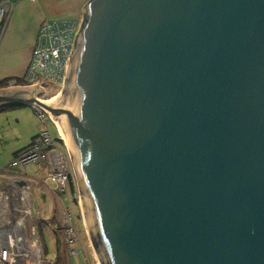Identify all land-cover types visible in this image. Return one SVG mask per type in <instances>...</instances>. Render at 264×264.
Wrapping results in <instances>:
<instances>
[{
    "label": "water",
    "instance_id": "1",
    "mask_svg": "<svg viewBox=\"0 0 264 264\" xmlns=\"http://www.w3.org/2000/svg\"><path fill=\"white\" fill-rule=\"evenodd\" d=\"M61 91L100 264H264V0H88Z\"/></svg>",
    "mask_w": 264,
    "mask_h": 264
},
{
    "label": "built area",
    "instance_id": "2",
    "mask_svg": "<svg viewBox=\"0 0 264 264\" xmlns=\"http://www.w3.org/2000/svg\"><path fill=\"white\" fill-rule=\"evenodd\" d=\"M11 6L10 0H0V34ZM81 23L82 21L77 22L73 19L44 20L41 23L26 68L19 78L21 86L37 83L44 89L46 82H61L64 79L73 39L79 32ZM7 83V86H10L14 85L15 81ZM31 106L37 108L34 104ZM38 117L45 122L42 114ZM58 138V133L53 137L50 130L42 128L26 147L16 152L0 167V264H56L53 259V261L41 259L43 249L36 236L31 200L37 179L22 173L21 167L35 164L47 168V173L39 184L49 181L53 187L49 190L53 195L58 197L63 194L65 205L61 226L63 244L66 241L71 243L75 238L76 233L72 224L74 215L64 193L69 171L66 167V158L62 157V151L57 147ZM65 245L68 255L77 254L73 245L67 243Z\"/></svg>",
    "mask_w": 264,
    "mask_h": 264
},
{
    "label": "rangeland",
    "instance_id": "3",
    "mask_svg": "<svg viewBox=\"0 0 264 264\" xmlns=\"http://www.w3.org/2000/svg\"><path fill=\"white\" fill-rule=\"evenodd\" d=\"M10 80H16L17 82L19 81V79H8V81ZM7 84L6 85L4 84V86H1L0 88L6 87ZM63 85L64 84L59 85L56 82L48 81L46 82L44 92H41V94H37L35 96L39 100H48L49 98L55 96L58 92H60ZM32 109L33 108L31 107H10V108H6L0 111V167L6 164V162L11 158V150L13 149L14 145L16 146L26 145L27 142L30 140V136L34 134L35 131H37L39 127V123H38L39 120L37 119ZM47 114L49 116L48 117L49 119L46 118V120L49 122L47 129L50 130L51 134L54 137L57 135L56 129L53 126V125H56L54 123L55 120L52 118V116L48 112ZM59 135L60 137L62 136L61 133ZM61 139H62L60 141L61 143H58L57 141L56 144H57V147L62 151V155H63L62 157L63 158L66 157V167H67V170L69 171V175H68V181L66 184L67 192L64 191V193L67 196V204L71 208V213L74 215L75 225L74 223L72 224H73L74 231L76 233L74 240L71 241V243L66 241V243L67 245H73L74 249L77 251V254L74 253V254L68 255V252H67L68 249L67 247H65L66 243L64 242L63 244L64 240L58 241V237L54 234L55 232H53V229L57 228L55 231L58 232L57 234L59 236H62L61 226H62L64 214H65V205H64V202L62 201L63 194L58 195V197H56L50 191H48L47 188H49L50 190H52L53 188L49 181L45 183L43 182L44 184L43 186L39 184L43 180V177L40 175H37L36 173L37 165L34 164V165H28L25 167H21L22 168L21 170L23 173L30 175L34 178L36 177L37 179L35 183L36 185L33 187V190H32L31 200L33 203L32 208H33L34 215L36 212L40 214L39 216H34V226L36 229L37 239L39 242H41V245L43 247V255L41 259L42 260L44 259L52 260L53 259L54 261H57L56 264H78L77 260L80 257L81 258V261H79L80 264H85V263L86 264H100L101 261H100L99 254L96 253V248L93 246L92 241L88 239L86 235V229L84 228L86 225L85 218L83 215L79 195L76 189V185H75V181H74V177L72 173V169H71L68 155L66 152V146L64 145L65 142L63 140V137H61ZM44 169L47 170L46 167H44ZM70 173H71V176H70ZM44 175H46V171ZM69 182L72 184V191H73L72 193L69 191V188H68ZM53 197L58 200V204H59V208H56L55 212L54 211L52 212L54 208L53 200H55ZM59 209H60V212H59ZM74 210H76L77 213H75ZM49 222H52V224H50L49 227H47ZM79 222L81 223V226ZM46 227L48 229H46ZM56 242L58 244V250L56 248ZM84 246H85V249L83 250L82 247ZM81 252H83L84 258L81 255ZM75 255H78V256L80 255V256L77 257Z\"/></svg>",
    "mask_w": 264,
    "mask_h": 264
},
{
    "label": "crops",
    "instance_id": "4",
    "mask_svg": "<svg viewBox=\"0 0 264 264\" xmlns=\"http://www.w3.org/2000/svg\"><path fill=\"white\" fill-rule=\"evenodd\" d=\"M87 1L88 0H10V2H12V6L6 16L4 29L0 34V80L19 79L22 77L30 57L31 48L34 43L37 30L44 20L73 19L77 22H83L84 17L81 9ZM10 107L30 106L5 105L0 106V111ZM32 110L39 120V127L37 131L30 136V140L26 145L13 146V149L11 150V157L14 152L26 147L30 143L32 137L35 136L42 128H48L49 122L45 124V122L41 121L38 117L40 114L39 109H36V111L34 109ZM36 171L37 175L42 177L45 176V169L42 166L40 167L37 165ZM54 199V208L52 212H55L56 208H59L58 200L56 198ZM62 201L64 202V200ZM74 211L77 213L76 210ZM39 215L40 214L36 212L34 216ZM50 224H52V222H49L47 227H49ZM79 224L81 226L80 222ZM47 227L46 229H48ZM84 228L86 229V227ZM56 229L57 228H54L53 232H55L54 234L58 237V241H60L62 240V236L57 234L58 232L55 231ZM82 248L84 250L85 246ZM81 255L84 258L83 252H81ZM75 256L79 257L80 255ZM79 261H81L80 257L77 260L78 264H80Z\"/></svg>",
    "mask_w": 264,
    "mask_h": 264
},
{
    "label": "bare ground",
    "instance_id": "5",
    "mask_svg": "<svg viewBox=\"0 0 264 264\" xmlns=\"http://www.w3.org/2000/svg\"><path fill=\"white\" fill-rule=\"evenodd\" d=\"M64 79H65V76H64ZM64 79L61 81V82H56V83H58L59 85H61V84H64L63 82H64ZM10 81H12V80H10ZM15 81V84L14 85H22L21 83H19V81L17 82L16 80H14ZM37 94H39V93H36V94H34L33 96H35V95H37ZM36 97V96H35ZM37 98V97H36ZM38 99V98H37ZM39 100V99H38ZM40 101V100H39ZM31 108H33V109H35V107H33V106H30ZM36 109H39V111H40V114H42V118H43V120L47 123L48 121L46 120V118H48L49 116H48V114H47V111H45L44 109H40L39 107H37ZM49 119V118H48ZM53 121V120H52ZM55 124H56V122H54ZM54 127H55V129H56V131H57V133H58V140L59 141H61L62 139H61V137H60V131H59V129H58V126H57V124L56 125H54ZM61 143V142H60ZM64 143V142H63ZM65 145V144H64ZM66 158V157H65ZM44 168V167H43ZM46 171V173H47V170H45ZM70 176H71V173H70ZM43 181V180H42ZM44 184H42V186H43ZM47 188V187H46ZM48 189V191H50L49 190V188H47ZM32 217L34 218V212H33V208H32ZM43 249V248H42Z\"/></svg>",
    "mask_w": 264,
    "mask_h": 264
},
{
    "label": "trees",
    "instance_id": "6",
    "mask_svg": "<svg viewBox=\"0 0 264 264\" xmlns=\"http://www.w3.org/2000/svg\"><path fill=\"white\" fill-rule=\"evenodd\" d=\"M8 82V79H2V80H0V87L1 86H3L4 84H6ZM35 111H36V109H34ZM34 137V136H33ZM32 137V138H33ZM58 143H60V141L58 140ZM19 151V150H18ZM18 151H16V152H18ZM16 152H14V154L16 153ZM13 154V155H14ZM68 188H69V190L70 191H72V184L69 182V186H68ZM46 224V223H45ZM56 248H57V250H58V244H57V242H56Z\"/></svg>",
    "mask_w": 264,
    "mask_h": 264
}]
</instances>
